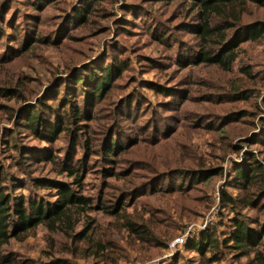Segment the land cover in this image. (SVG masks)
Returning a JSON list of instances; mask_svg holds the SVG:
<instances>
[{
	"label": "rangeland",
	"instance_id": "obj_1",
	"mask_svg": "<svg viewBox=\"0 0 264 264\" xmlns=\"http://www.w3.org/2000/svg\"><path fill=\"white\" fill-rule=\"evenodd\" d=\"M106 1L105 9L98 7L88 22L77 23L72 20L74 9L88 5V0L51 1L40 9H44L43 12L36 11L34 15L35 9L25 0H12L11 12L3 24L6 36L0 50V66H3L0 67V79L8 78L7 74L17 70L15 80L23 79L27 87L25 91L23 86L20 89L26 99L17 100L11 91H3L0 96V158L4 166L5 193L13 199L24 194L29 200H42L45 205H53L62 185L75 190L81 187L83 194L91 199L90 213L100 220L98 231H103L104 238H110L112 243L101 255H96L94 243L101 235L94 233L92 241L73 243L61 233H50L40 224L12 239L1 252L7 258H12L10 254L15 252L19 258L44 264L51 259L81 264H203L201 252L191 247L193 242L200 240L198 244L202 243L200 238L209 234L215 225L221 233L233 228V224L219 225L232 213L225 207L226 191L238 198L244 199L246 195L232 185L235 167L246 164L250 168L248 154H255L264 165V34L259 40H251L246 39L247 29L243 31L245 39L238 47L240 56L228 71L216 64L195 63L200 45L187 25L193 23L196 26L197 22L185 0ZM107 11L111 15L105 19ZM26 15L37 19L27 21ZM69 16L71 24L63 27ZM244 19L245 28L264 22V7L254 5ZM37 26L40 27L37 35L45 33L47 37L45 48L40 49L43 45L40 40L30 55L21 57L17 53L19 41L23 42L26 34L35 32ZM9 59L12 61L6 63ZM102 62H113L118 67L125 63L120 78L113 80L112 91L106 100L86 92L83 83H77L78 88L75 87L76 76L91 74L94 66ZM234 84L245 87L238 95L240 100L228 94ZM162 87L166 90L162 91ZM66 93L69 95L65 98ZM127 94H133L138 100L139 112L132 119L130 116L121 119L116 133L105 135L109 128L106 124L111 122L105 121L107 113L115 104L119 106ZM39 100L51 105L45 115L52 116L56 127L59 123L64 126L59 137L51 141L35 137L24 123H20L25 122L21 119L23 109L30 106V110H37L41 105ZM77 104L83 116L75 120L70 115ZM235 108L240 114H248L227 127V131L242 126L248 131L245 136L234 138L233 145L238 151L228 153L221 161L222 173L210 183L206 203L191 202L182 192L194 185L206 186L200 175L198 181H193V177H186L187 173L180 176L169 171L171 174L164 172L160 174L163 176L154 178L159 171L171 167H196L192 159L174 161V152L188 142L191 122L222 123L231 118L226 109ZM42 110L39 108L40 114ZM120 110L117 114L111 112L113 117L122 116L124 107L120 106ZM208 116L211 118L206 119ZM233 120L238 117L234 116ZM198 135L209 137L202 131ZM107 137H114L122 144L130 141L127 147L111 155L117 160L119 170L115 178L99 177L97 170L92 171L104 163L103 146L107 143L103 145V142ZM75 138H78L77 144L73 143ZM41 144H44V150L37 161L27 164L26 160L32 158L31 154L24 157L28 149ZM88 146L91 150L86 148ZM54 154L58 155L55 157L58 164L48 161ZM157 156L163 160L156 161ZM72 157L81 169L84 168L80 160L89 159L88 169L81 172V185L64 172V164L72 163ZM137 160L150 164L142 167L146 169L133 172L138 168L134 167ZM138 177L143 178L144 184L136 187L132 182ZM184 182L185 188H182ZM125 188L128 191L123 192ZM262 191L259 198H264V188ZM133 192L136 194L129 197L128 194ZM119 193L128 199L126 209L120 212L123 217L118 221L107 211L117 206ZM186 204L190 207L185 208L194 211L178 209ZM243 204L239 210L250 218L255 217L256 209L244 211ZM101 205L108 208L103 209ZM128 220L147 223L159 237L162 236V240H167V245L161 248L135 246L140 243L138 237H132L124 228L110 234L109 228L121 226ZM263 220L264 216L261 217ZM175 228L176 236L169 240L170 232ZM181 237L185 242L175 244ZM125 250L128 253H122ZM227 258L230 261L225 259L212 264H237L228 253ZM246 261L249 262L247 257L242 259L243 264Z\"/></svg>",
	"mask_w": 264,
	"mask_h": 264
},
{
	"label": "trees",
	"instance_id": "obj_2",
	"mask_svg": "<svg viewBox=\"0 0 264 264\" xmlns=\"http://www.w3.org/2000/svg\"><path fill=\"white\" fill-rule=\"evenodd\" d=\"M25 1L30 7L35 9L32 14L34 15L36 11L43 12L44 9H40L44 5H48L51 1L55 2L56 0ZM88 1V5L74 9L75 14L73 15L72 20L75 19L77 23L88 22L90 17L92 15L94 16L98 7L101 6L105 9L104 7L107 2L106 0ZM185 1L186 3H189L191 13H193L197 22L196 26H194L193 23L187 25L188 28L191 29L192 33L197 36L200 45V48L198 49L199 55L194 59L197 64H216L223 69L230 71L233 63H235L240 56L238 47L239 42L245 39L243 31H246L247 29L246 39L251 40H259L264 34V22L254 23L250 27L245 28L246 21L244 19L254 5L264 7V0ZM11 2L12 0H0V50L3 39L6 36L5 31L3 30V24L11 12ZM114 2L115 0H108V3ZM104 15V18L108 19L111 12L107 11ZM70 17L71 16L67 17V23L64 24L63 27L71 24L69 23V21H71L69 20ZM25 18H27V21L37 19L33 18V16L29 17L27 15ZM39 28L40 27L37 26V30L35 32L26 34L23 42L19 41V50L17 53H20L21 57L24 55H30V52L36 49L33 47L40 40V44H43L42 46L40 45V49L45 48V41L47 37L45 38V33L43 36L37 35ZM162 36L165 37V35ZM161 40H163V38H161ZM8 57L12 56H6L5 58ZM10 61L12 60L9 59L6 63H9ZM90 63L85 66L90 65ZM124 66L125 63H122L121 67H118L113 62L108 64H105V62L96 64L91 74L87 76L75 77V87L78 88L77 83H83L84 90L86 92L95 96L97 95L101 97L100 99L102 100H106L108 98V93H111L112 91L113 80L120 78L124 71ZM121 71L122 73H120ZM242 71L247 72L245 68H242ZM16 75H18V71L13 70L11 74H7L8 78L0 79V96H2V93L5 91H11L17 100L26 99L24 92H20V89L23 86L25 91L27 86L23 79L16 78L15 80ZM150 86H156V84H151ZM244 89L245 87L243 85L234 84L231 92L228 94L234 95L236 100H240L238 95L242 93ZM161 90L165 91L166 88L162 87ZM169 90L172 91L173 89ZM68 95L69 93H66L65 98ZM39 103L41 105L37 110H30V106L23 109L22 113L24 112V116L21 119L25 122L20 123H24L27 128L32 131L35 137L40 138L41 140L51 141L52 139L59 137L60 133L64 129V126L62 123H59L56 127L55 120L51 118L52 116L45 115L48 110L47 107H51V105L48 104V101L44 102L43 100H39ZM120 106L124 107V114L119 117H113L114 115H112L111 112H113V114L120 113ZM6 108H8V106ZM39 108H43L41 111L42 114H40ZM138 108V100L133 98V94H127V96L119 102V106L118 104H115L113 110L108 112L109 115L107 113L105 121L111 122L106 124L109 128H107L105 135L110 132L116 133V128L120 124V120L127 116H130L129 119H132V117L139 112ZM64 111L67 110L65 109ZM226 113L229 114L231 118L222 123L199 122L198 120L191 122L187 132L188 142L185 146L179 149V151L174 152V161L192 159L195 161L196 167H171L167 171H159L156 175H154V178L163 176L160 174L164 172H167V174L174 173L180 176L187 173V178L193 177V181H198V179H200V175L206 186L194 185L191 186L190 190L186 191V189H183L182 192L189 196L191 202L197 201L200 203L199 205L206 203L208 201L207 190L210 183L215 177L221 175L222 173L221 161L228 153L238 151V148L233 145L234 138L245 136L248 131L245 129V126L232 128L229 132L227 131V127L242 120L248 112H241L242 114H240V112H238L235 108L229 110L226 109ZM70 116H73L75 120H78L83 116V112L78 107V104L76 105L75 112L71 113ZM234 116H237L238 120H233ZM210 118L211 116L206 117V119ZM220 119L221 117L218 118V120ZM199 131L208 134L209 137L201 138L198 135ZM77 139L78 138H75L73 140L74 144H77ZM129 142L130 141L126 144H122L115 140L114 137H107L103 142V145L107 143V146H103L102 158L104 163L98 164L92 171L97 170L99 177L103 175L108 178H115V176L118 175L119 170L116 166L117 160L112 159L111 155L122 150L125 146L127 147ZM86 148L91 150V146ZM43 150L44 144L32 147L30 150L28 149V153L24 157L31 154L30 157L32 158H28L26 163L31 164L36 162L40 155L39 153ZM87 152L89 153L90 151L88 150ZM56 156L58 155H51L50 158H48V161L58 164L57 159L55 158ZM67 157L70 160L71 157ZM153 157H155V154H153ZM72 159V163L69 162L68 165L64 164V172L66 171L69 176L73 177L75 179V183L81 185V182H83L81 172H85V170L88 169L89 159L86 158L80 160L82 168L84 169L75 165V157H72ZM247 159H249V163L252 166L250 168H247L246 164L244 165L245 167L236 166L234 170L235 178L232 182V185H234L235 188L246 193L244 199L232 196L233 194L229 191L224 193L225 207L230 208L232 213L228 216H226L227 213L225 214L227 220L229 219V222L223 219L219 225L233 224V228L230 230L225 229L226 231L221 233L215 225L212 227L209 234H204L200 238L203 239L202 243L198 244L200 240L194 241L191 246L201 252L204 257L203 264L221 262L225 259L229 260L227 258V253L232 256V260L237 264H243L242 259L245 257L249 259V262L246 261L244 264H264V220L261 221V217L264 216V198H259L261 193H263L262 190L264 188V165L256 158L255 154H248ZM162 160L163 158H159V156L156 157V161ZM21 162L25 161L21 160ZM149 164L150 163H146L143 160H137L134 167L138 168L132 171L134 172L137 169H146L142 167L145 165L149 166ZM169 171L174 172L168 173ZM143 176H145V172H143ZM4 177V166L2 165L0 158V264H44L43 262H35L31 259L19 258L16 256L17 254H15V252L10 254L12 258H7L1 252L7 249L5 247L10 244L12 239L21 237L25 233L38 227L40 224H42V226H44L50 233H61L66 239H70L73 243L92 241V235L94 233L95 235H101L100 238H98V241L94 243L96 246L94 253L96 255H101L104 250L108 249L107 246L111 245L112 240L110 238H104V234H102L104 233L103 231H98L101 228L99 224L100 220L93 217L90 213L91 199L83 194L81 187L79 190H75L68 185H62L57 191L58 200L56 203L53 205H45L44 201L29 200L24 194H18V196L13 199L12 196L5 193V186L3 185ZM132 183V185L136 184L137 187L144 184V180L143 178L140 179L138 177L136 182L133 181ZM184 185L185 182L183 183L182 188H185ZM124 190H127V188L123 189V192ZM194 190L195 192L193 194ZM120 193L117 206H113V210L107 211L110 215L115 216L118 221L121 220V217H123V215H120V212L123 209H126V201L128 199L127 196H120ZM134 194H136V192L128 195H130L129 197H133ZM13 201L14 203L11 204ZM242 202H244V211L256 209L257 213L255 214V217L250 218L244 212L239 210ZM101 207L103 209L108 208L106 205H101ZM185 207H190V205H182L178 209H184L189 212L194 211ZM104 212L106 211L104 210ZM249 219L251 221H248ZM123 228L127 229L132 237L135 235L138 237V241L140 243L135 244V246L146 245L153 248H161V246H166L168 243L167 240H162V236L159 237L147 223L140 220H128L121 226L109 228V232L114 235L115 231ZM176 228L170 232L169 240L176 236ZM122 253L128 252L125 250ZM117 259V257H114L115 261H117ZM47 264L81 263L73 262L71 260L66 261L63 259H51Z\"/></svg>",
	"mask_w": 264,
	"mask_h": 264
},
{
	"label": "built area",
	"instance_id": "obj_3",
	"mask_svg": "<svg viewBox=\"0 0 264 264\" xmlns=\"http://www.w3.org/2000/svg\"><path fill=\"white\" fill-rule=\"evenodd\" d=\"M185 242V238L184 237H181V238H177L176 239V243L175 244H177V243H184Z\"/></svg>",
	"mask_w": 264,
	"mask_h": 264
}]
</instances>
